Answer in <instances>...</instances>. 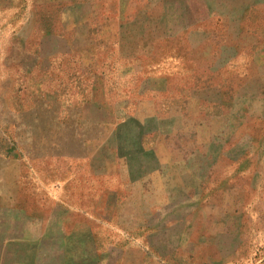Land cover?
Here are the masks:
<instances>
[{
  "label": "rangeland",
  "instance_id": "1",
  "mask_svg": "<svg viewBox=\"0 0 264 264\" xmlns=\"http://www.w3.org/2000/svg\"><path fill=\"white\" fill-rule=\"evenodd\" d=\"M0 264H264V0H0Z\"/></svg>",
  "mask_w": 264,
  "mask_h": 264
}]
</instances>
